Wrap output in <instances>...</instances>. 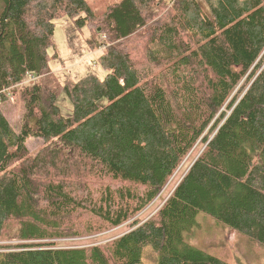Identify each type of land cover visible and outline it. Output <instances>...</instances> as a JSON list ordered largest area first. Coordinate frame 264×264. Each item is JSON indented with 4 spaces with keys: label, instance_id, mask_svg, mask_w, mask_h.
Here are the masks:
<instances>
[{
    "label": "trees",
    "instance_id": "obj_1",
    "mask_svg": "<svg viewBox=\"0 0 264 264\" xmlns=\"http://www.w3.org/2000/svg\"><path fill=\"white\" fill-rule=\"evenodd\" d=\"M0 1V105L25 75L49 74L55 20L105 37L102 78L26 86L18 133L0 108V264H142L146 250L155 264H229L185 242L199 213L264 246V0H203L209 16L195 0L103 12ZM28 136L45 142L35 156ZM198 145L163 204L137 219ZM126 222L104 245L47 242Z\"/></svg>",
    "mask_w": 264,
    "mask_h": 264
},
{
    "label": "rangeland",
    "instance_id": "obj_2",
    "mask_svg": "<svg viewBox=\"0 0 264 264\" xmlns=\"http://www.w3.org/2000/svg\"><path fill=\"white\" fill-rule=\"evenodd\" d=\"M88 3L97 12H103L107 5L115 0H87ZM201 9L209 16L208 8L203 0H195ZM165 7H170L174 0H158ZM1 3V1H0ZM55 30L53 35L54 48L50 50V55L56 54L55 58L49 63L50 72L47 76L37 77L33 74H27L22 81L13 86L8 91V97L0 105L1 111L8 120L11 127L18 133L21 128V117L23 114V104L19 97V92L26 86L36 83L45 84V79L55 84L64 85L66 82H76L79 79L96 75L102 78L105 72L97 65V59L103 52V43L105 37L98 35L93 28L85 27L78 30L74 27L71 20L62 18L54 21ZM99 32L100 29L98 28ZM51 89L53 85H46ZM63 116H68L71 111V104L64 95H60L57 102ZM25 144L31 156L45 146L41 138L29 137ZM201 145L187 157L181 166L170 178L167 185L159 193L157 198L151 202L145 209L140 211L137 219L146 220L152 216L163 204L166 197L173 191L176 183L181 179L189 168L194 157L198 155ZM197 228L192 233L184 235L187 244L202 250L209 255L218 257L229 264H264V246L252 242L245 236L236 233L234 230L218 223L212 217L199 213L197 217ZM129 222L93 236H81L78 238L54 239L47 242H53L58 247H90L93 245H104L115 237L130 230ZM145 255L142 264H155V257L149 250L144 251Z\"/></svg>",
    "mask_w": 264,
    "mask_h": 264
}]
</instances>
